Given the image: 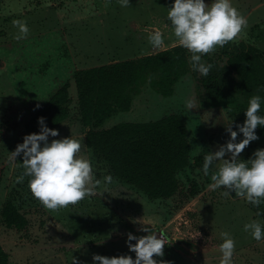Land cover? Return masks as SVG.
<instances>
[{"label":"rangeland","instance_id":"rangeland-1","mask_svg":"<svg viewBox=\"0 0 264 264\" xmlns=\"http://www.w3.org/2000/svg\"><path fill=\"white\" fill-rule=\"evenodd\" d=\"M171 2L129 0L121 6L119 0H0V246L11 264H92L93 253L134 258L125 241L129 232L147 234L141 231L142 217L152 222L150 231L167 238L163 255L153 254L162 264H219L221 232L229 233L235 242L233 264H264V238L256 240L244 230V224L252 220L264 226V199L252 204L232 190L225 194L224 186L209 189L216 165H210L208 176L202 170L205 154L229 139L228 122L232 121L233 130L243 123L239 107L247 105L251 96L240 89L228 61L242 45L264 53V0H231L247 24L236 38L202 55V61L211 65L206 75L191 66V53L184 48L188 72L174 85L172 96L157 92L151 82L158 79V73L149 70L133 95L131 109L112 116L103 126L152 122L171 115L183 118L189 165L177 172L178 190L172 197L150 199L116 177L100 155L87 147L77 73L180 46L166 18ZM16 20L24 21L29 29L22 39L14 38ZM153 30L164 36L159 48L148 41ZM208 78L218 79L223 98L209 95ZM66 83L69 116L54 127L58 136H49V142L71 133L79 138L81 153L91 159L101 184L74 204L49 209L32 195L29 177L20 179L22 157L13 161L10 152L25 134L39 131V125L34 131L27 127L36 105L46 103ZM252 95L264 97V88ZM255 132L258 139L249 142L240 159L264 148V134ZM241 138L238 132L237 142ZM108 174L111 182L104 181ZM9 203L26 219L25 228L5 222L3 210Z\"/></svg>","mask_w":264,"mask_h":264},{"label":"clouds","instance_id":"clouds-1","mask_svg":"<svg viewBox=\"0 0 264 264\" xmlns=\"http://www.w3.org/2000/svg\"><path fill=\"white\" fill-rule=\"evenodd\" d=\"M119 2L121 6H126L129 0ZM166 18L179 45L191 53V66L201 75H206L211 67L202 61V55L236 38L247 24L231 0H211L208 4L204 0H172ZM13 23L18 28L14 38L22 39L29 31L27 24L22 20ZM148 41L154 48H159L163 46L164 36L161 31L153 30L148 35ZM262 99L264 97L260 95L249 98L243 123H237L236 130H233L232 121L228 122L225 131L229 139L215 152L206 153L202 165L205 176L209 175L210 165H216L211 171L209 189L224 186L227 189L222 190L225 194L229 195L228 190H232L237 197H243L252 204L264 199V148L254 150L246 160L240 159L239 154L250 141L258 139L255 132L257 126L264 127V115L259 114ZM192 104L193 101L188 107ZM37 122L39 131L25 134L22 142L10 152L13 161L18 155L22 157L24 171L20 179L29 177L28 187L32 195L46 208L56 209L93 194L101 181L95 178L89 156L81 153V140L71 133L49 142V136L57 137L58 130L46 126L42 116L37 118ZM238 132L242 138L237 142ZM216 161L219 163L216 164ZM111 180L110 174L104 176L105 182ZM140 223L141 231L147 234L136 236L129 232L125 241L128 249L135 253L134 258L127 254L106 256L93 253L92 264H162L153 258V254L163 255L167 238L162 233L150 231V220L142 217ZM244 230L250 231L256 240L264 238V226L258 221L245 223ZM220 235L223 239L219 245V264H233L235 242L227 232Z\"/></svg>","mask_w":264,"mask_h":264},{"label":"trees","instance_id":"trees-1","mask_svg":"<svg viewBox=\"0 0 264 264\" xmlns=\"http://www.w3.org/2000/svg\"><path fill=\"white\" fill-rule=\"evenodd\" d=\"M228 62L247 96L264 88V53L242 45ZM149 70L158 73V79L151 82L157 92L172 96L174 85L188 72L184 47L81 71L75 79L82 123L88 128L87 147L100 155L120 180L138 188L150 199L159 200L177 192V172L189 165L190 145L183 118L171 115L158 121L123 122L103 128L109 118L131 109L133 95L138 93ZM207 81L210 82L209 95L216 96V100L223 98L225 94L218 88V79L208 78ZM68 88L66 83L46 103L36 105L27 125L30 131L36 129L38 117H44L49 128L68 118ZM247 106L239 107L243 121ZM259 114L264 115V99ZM256 130L264 134V127L257 126ZM3 217L10 227L23 229L27 225L26 219L11 203L5 205ZM0 264H11L1 246Z\"/></svg>","mask_w":264,"mask_h":264},{"label":"water","instance_id":"water-1","mask_svg":"<svg viewBox=\"0 0 264 264\" xmlns=\"http://www.w3.org/2000/svg\"><path fill=\"white\" fill-rule=\"evenodd\" d=\"M194 249H198V247L194 246Z\"/></svg>","mask_w":264,"mask_h":264}]
</instances>
